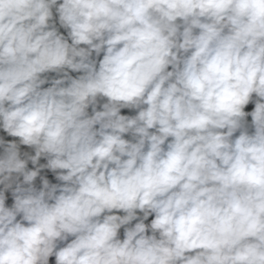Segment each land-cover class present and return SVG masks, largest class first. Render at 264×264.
<instances>
[{"label":"clouds","instance_id":"obj_1","mask_svg":"<svg viewBox=\"0 0 264 264\" xmlns=\"http://www.w3.org/2000/svg\"><path fill=\"white\" fill-rule=\"evenodd\" d=\"M0 130V264H264V0H0Z\"/></svg>","mask_w":264,"mask_h":264},{"label":"crops","instance_id":"obj_2","mask_svg":"<svg viewBox=\"0 0 264 264\" xmlns=\"http://www.w3.org/2000/svg\"><path fill=\"white\" fill-rule=\"evenodd\" d=\"M121 114H125V115H134L135 112L132 111V110H128V109H122V110H121ZM0 136L4 137L5 139H8V140L13 139V138H11V137H7V135H6L2 130H0ZM126 138H127V137H126ZM21 150H22V151H29V152H32L31 149H28V148H27V146H21ZM32 154H34V152H32ZM44 162H46V161H44ZM29 167L31 168L32 165L29 164ZM47 173H48V176H47L48 179H49L50 181H52V183H54V174L51 173V172L48 171V170H47Z\"/></svg>","mask_w":264,"mask_h":264},{"label":"rangeland","instance_id":"obj_3","mask_svg":"<svg viewBox=\"0 0 264 264\" xmlns=\"http://www.w3.org/2000/svg\"><path fill=\"white\" fill-rule=\"evenodd\" d=\"M249 105H251V103ZM247 120L250 123L251 117L250 116L247 117ZM41 163H45L43 159L41 160ZM41 175H43V171H42ZM56 182L57 181L54 178V183H56ZM36 184H37V187H39V184H40L39 178H37ZM12 203H13V199H12L11 193L8 192V193H6V206H9L10 207ZM149 222H150V217H149V220L146 221V223H149ZM122 235H123V229H121V238H122ZM54 261H55V258L54 257H51L49 264H54Z\"/></svg>","mask_w":264,"mask_h":264},{"label":"bare ground","instance_id":"obj_4","mask_svg":"<svg viewBox=\"0 0 264 264\" xmlns=\"http://www.w3.org/2000/svg\"><path fill=\"white\" fill-rule=\"evenodd\" d=\"M60 31H61V32H64L63 29H60ZM65 34H66V33H65ZM254 99H255V98H254ZM253 108H254V103H251V105L246 106L245 111H251ZM43 175H45L46 177L48 176L47 170H44V171H43ZM47 178H48V177H47ZM50 182H52V181H50ZM151 218H152V217H150V220H151ZM133 223H135V222H133Z\"/></svg>","mask_w":264,"mask_h":264},{"label":"built area","instance_id":"obj_5","mask_svg":"<svg viewBox=\"0 0 264 264\" xmlns=\"http://www.w3.org/2000/svg\"><path fill=\"white\" fill-rule=\"evenodd\" d=\"M73 75H76L75 73H73Z\"/></svg>","mask_w":264,"mask_h":264}]
</instances>
